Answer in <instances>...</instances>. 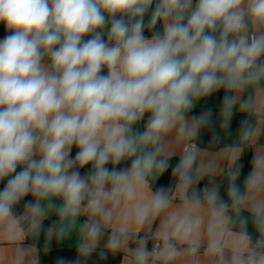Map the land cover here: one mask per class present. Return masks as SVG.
<instances>
[{
	"label": "clouds",
	"instance_id": "9594fccd",
	"mask_svg": "<svg viewBox=\"0 0 264 264\" xmlns=\"http://www.w3.org/2000/svg\"><path fill=\"white\" fill-rule=\"evenodd\" d=\"M0 25L12 264L41 235L49 250L75 235L72 264L102 241L101 259L134 264H199L202 246L213 264H264V152L247 174L236 164L264 136V0H0ZM221 92L220 129L243 119L237 142L210 153L197 143L213 124L200 102ZM217 174L223 194L200 187Z\"/></svg>",
	"mask_w": 264,
	"mask_h": 264
},
{
	"label": "crops",
	"instance_id": "0c3cea01",
	"mask_svg": "<svg viewBox=\"0 0 264 264\" xmlns=\"http://www.w3.org/2000/svg\"><path fill=\"white\" fill-rule=\"evenodd\" d=\"M4 36V35H3ZM3 36H0V38H3ZM222 97L223 93H217L214 94L212 97L208 98L206 101H201V110L204 109H211L213 112V124L210 128L204 129L201 132L200 136V144L199 146L201 148H208L210 153H216L220 149H223L226 145L233 144L237 142V132L240 126V121L243 119V114L237 113L236 116L233 118L232 124H231V134L226 135L221 129H220V118H219V110L222 103ZM142 127V126H141ZM260 127L262 129V132H264V120L260 121ZM213 132L219 134V139L217 141L216 145H211V143L214 140ZM198 139V140H199ZM257 151L264 152V136H262L255 145L250 147H245L243 155L240 157V159L236 162L237 166L242 168V173L245 174L246 171V154L251 153L254 155ZM73 156L75 155V149H73ZM180 154V149H176V156L178 157ZM176 158H173L171 162ZM222 166H226V161H221ZM251 171V167H250ZM249 171V172H250ZM243 175L241 177L242 182ZM203 185L208 186H218L221 194L224 193L226 186H227V179L226 176L223 174H217L214 178H205L203 181H201L200 187ZM175 203H179V197L177 196ZM247 215V213H245ZM160 220L158 219L156 221V225H159ZM49 224V221H45V226ZM155 228V225L153 226ZM3 227H0V264H12V261L14 257L16 256V245L9 242L3 235ZM250 231L252 229L250 228ZM141 236L144 235V232L142 231L140 233ZM76 237L75 235L65 243L57 244L55 241H53L50 250L46 249L44 244V236L41 235L38 241L34 242L30 237L28 239H23L21 241L20 246L25 247L29 249V252L27 255H25L24 259L20 264H57L58 260L63 259L68 264H72L76 260V254H75V248L72 246ZM106 239V237H105ZM35 243V247H30ZM103 241L101 242L100 249L97 250V253H94L87 261L83 262V264H134L132 257L125 255L124 253H118V254H109L106 259H101L98 255L100 250H103ZM204 244H206V240L204 241ZM132 247H135V244L131 245ZM148 249L151 251V243L150 240H148ZM199 255V264H213L212 259L204 255V246L201 247ZM123 257V259H121ZM149 264H160L159 260H150Z\"/></svg>",
	"mask_w": 264,
	"mask_h": 264
},
{
	"label": "trees",
	"instance_id": "16d2710c",
	"mask_svg": "<svg viewBox=\"0 0 264 264\" xmlns=\"http://www.w3.org/2000/svg\"><path fill=\"white\" fill-rule=\"evenodd\" d=\"M5 34L6 33H5L4 29H3V26L0 25V36H3ZM197 143H198V145L200 144V139L197 141ZM216 144H217V142L215 144H213V142L211 143V145H213V146L216 145ZM245 158H246V171H245V174H247L250 171V167H251L250 161L252 159V154L251 153H247ZM171 163L173 165H175L177 163V159H174L173 162H171ZM85 171H86V169H85ZM170 171L171 170L169 169V172L165 173V175L163 177H161V179L155 185H153V188L158 187L160 184L167 185L168 181H169V173H170ZM3 186H4L3 184H0V189H2Z\"/></svg>",
	"mask_w": 264,
	"mask_h": 264
},
{
	"label": "built area",
	"instance_id": "2783aa9c",
	"mask_svg": "<svg viewBox=\"0 0 264 264\" xmlns=\"http://www.w3.org/2000/svg\"><path fill=\"white\" fill-rule=\"evenodd\" d=\"M150 240V243H151V249L153 248V245L154 243H156V241L152 240V239H149Z\"/></svg>",
	"mask_w": 264,
	"mask_h": 264
}]
</instances>
